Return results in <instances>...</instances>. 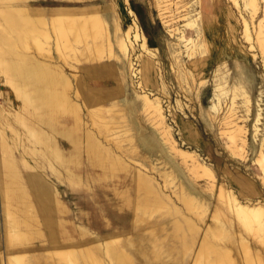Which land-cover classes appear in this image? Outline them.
Wrapping results in <instances>:
<instances>
[{"label": "bare ground", "instance_id": "obj_1", "mask_svg": "<svg viewBox=\"0 0 264 264\" xmlns=\"http://www.w3.org/2000/svg\"><path fill=\"white\" fill-rule=\"evenodd\" d=\"M21 1L24 3L17 6L16 0H5L0 6V69L9 87L7 101L17 109L10 113L16 128L0 131V211L7 247L4 254L0 251V255L3 254L0 264H169L175 253L182 259L192 256V264H233L238 256L232 251L233 244L229 243L233 231L225 227L221 217L226 208L232 209L245 223L254 218L264 231V207L260 201H242L221 184L215 192L217 205L212 221L200 234L198 223L186 212L207 204L192 196L182 184L177 192L174 191L183 205L179 206L175 197L165 190L167 178L161 184L154 173L152 175L137 160L142 154L136 141V134L143 125L141 105L165 144L183 157L191 171L201 169L208 175L212 173L211 167L195 151L179 144L158 96L141 88L149 84V79L143 72V53L139 48L150 51L152 45L139 30L136 20L123 23L114 1L107 8L98 1ZM156 1L161 9L169 11L171 5L178 2ZM234 2L237 4V0ZM244 3L256 14L257 0H244ZM263 19L259 20L256 32V41L262 47ZM246 31L247 39L251 40L248 28ZM29 39L33 40L38 53L24 51L29 47ZM238 45L242 49L239 42ZM202 46L209 48V42L203 45L201 40H196L186 51L192 56ZM175 54L179 63L178 78L196 80L192 68L184 64L182 47H178ZM107 57L118 63L119 72L113 73L115 82L107 81L94 67L96 60ZM75 62L81 64L75 65ZM67 66L72 68V73ZM155 70L151 62V73L156 81ZM219 73L216 86H225L221 79L228 73ZM127 86L133 91L135 101L128 100L126 107L121 104L120 97ZM10 87L13 88L11 95ZM225 90L226 93L232 91L233 98L243 95L246 103H250L249 95L240 84H232ZM127 112L130 121H127ZM231 123L235 124L230 133L233 140L244 127L234 120ZM149 142L154 145L151 140ZM188 159L192 162L189 165ZM257 160L264 171V151L259 153ZM151 169L158 170L155 165ZM118 170L130 173L131 181L122 186L109 185L108 172L114 176ZM170 173L163 172L164 175ZM65 181L77 200L82 196L80 186L83 185L94 189L98 184L103 190H109L110 205L120 212L128 209L134 212L136 229L156 213L172 218L168 216L169 220L165 221L167 217H163V222L157 219L148 234L128 229L125 233L119 226L110 230L96 229L93 223L81 221L80 215L72 212L60 185ZM79 210L89 214L87 208ZM104 218L106 225H111L109 217L104 215ZM120 218L121 215L117 219ZM160 222L163 223L160 229L166 230L163 236L153 227ZM169 224L175 232L172 236L168 233ZM170 236L176 240L174 248L168 243ZM37 237H43L42 245L34 244ZM16 246L22 249H8ZM246 253L247 257L251 256L248 251ZM255 256L257 264H264V254L256 252Z\"/></svg>", "mask_w": 264, "mask_h": 264}, {"label": "rangeland", "instance_id": "obj_2", "mask_svg": "<svg viewBox=\"0 0 264 264\" xmlns=\"http://www.w3.org/2000/svg\"><path fill=\"white\" fill-rule=\"evenodd\" d=\"M4 1L0 0V6ZM37 1L55 2L56 0ZM77 1L92 3L98 1L97 3L102 2L101 4L105 8L114 1L123 23L136 20L140 25L139 30H142L150 39L152 45L149 47L150 51L139 48L143 53L141 58L143 72L149 79V84L141 85V88L152 91L154 95L158 96L164 105L167 122L179 144L191 152L195 151L211 167L212 173L208 175L201 169H198V172L191 171L183 157L175 154L168 144H165L159 131L148 120V112L141 105L140 115L143 125L140 127L142 130L136 134V141L142 154L137 156V160L144 164L152 175L154 173L153 176L161 184H164V178H167L165 190L167 193H171L173 198L175 197L179 206L183 207L174 191L177 192L182 184L192 196L207 204V208L199 207L195 211L188 210L189 213L184 209L186 214L192 216L191 218H194L198 223L200 234L212 221L217 205L215 192L221 184H225L242 201H260L264 207V171L262 164L257 160L259 153L264 151V46H260L256 41V32L263 19L264 0H257L259 9L256 14H253L251 6L245 5L244 0H237V4L234 0H177L176 4L171 5V11L168 8L161 9L156 0ZM23 3L21 0L15 2L17 6ZM166 20L171 22V27L168 26L169 22ZM247 28L250 31L251 40L247 39ZM262 29H264V19ZM196 40H201L203 45L208 41L209 48L202 46L199 53L190 56L186 49L188 50ZM28 46L29 49L24 48L25 52L38 53L33 40L29 39ZM178 47H182L183 58L186 61L184 64L188 69L192 68L196 80L178 78L179 63L175 54ZM38 55L41 56V54ZM103 59L96 60L97 64L94 67L100 76L112 82L115 80L113 73L119 72L118 63L114 58ZM151 62L156 68V81L151 73ZM80 64L81 62H75V65ZM137 65L140 66V63L138 62ZM66 68L69 73H72L71 67L67 66ZM220 70L222 73H219ZM218 73L222 75L228 73L224 79H221L225 86H216ZM239 80L245 86L244 90L250 97V103H246L247 100L241 94L233 98L232 91L226 93L225 88L232 84H239ZM126 89L120 98L121 104L127 107V101H135V96L128 86ZM11 90L13 88L10 87V95L12 94ZM8 93L9 87L0 69V131H5L10 127L16 128L10 113L17 109L8 103ZM136 103L138 102L136 101ZM213 103H217L215 107H212ZM123 106L120 110H123ZM103 112L106 113V109ZM126 117L127 121H130L128 112ZM232 120L244 127L240 134L239 131L238 134L235 132L237 130L234 131L237 136L233 140L230 136L231 130L234 129L232 126L235 125L231 123ZM149 140L154 143L153 146L150 145ZM112 144L114 143L112 142ZM191 163L188 159L187 164ZM154 165L158 170L151 169ZM96 169L101 170L100 168ZM166 170L171 173L164 175L163 172ZM112 175L111 172H108L106 178L111 186L117 184L122 186V184L129 183L132 178L130 173L122 170H118L114 176ZM212 183L214 184L212 185ZM60 185L63 196L67 198L73 208L72 212L80 215L81 221L93 223V227L96 229L110 230L119 226L123 231L128 229L130 232L144 231V234H148L154 221L160 218L159 221L163 222L165 217H167L165 221H168V216L172 218L171 215L156 213L146 223L151 226L148 227L144 223L136 229L134 212L129 209L120 212L113 204L110 205L111 201L107 196V193L110 194L109 190H103L98 184L94 189L83 185L80 186L82 196L80 195L77 200L78 198L73 196L72 188L67 181ZM83 196L84 199H82ZM80 207L87 208L89 214L85 215L80 210L78 211ZM201 208L203 210L199 211ZM103 210L105 211L104 215L109 217L111 224L109 226L106 225L107 220L102 215ZM224 212L221 221L226 223L225 227L227 226L230 231H233V239L229 243L233 244L232 251L236 253V256L238 255L233 264L236 261L238 262L236 264H257L256 252L264 254V231L259 228L254 218H249L250 223H245L244 219L234 213L232 209L226 208ZM119 215L121 218L117 219ZM161 222L153 227L158 228V234L163 236L166 230L160 229L163 226ZM167 229L171 236L174 235L175 232L171 224ZM42 238L34 239V244L42 245ZM170 239L168 243L174 248L177 244L176 240L173 237ZM16 247H8V249H14L13 251L22 249L21 246ZM244 248L251 253V256L247 257V251L245 250V252ZM5 249L7 250L4 241L3 214L0 211V251L4 254ZM236 250H240V252ZM2 255H0V261ZM176 256L177 253L173 254L168 263L192 264L193 262L190 255L186 259H182L179 254L178 257Z\"/></svg>", "mask_w": 264, "mask_h": 264}, {"label": "crops", "instance_id": "obj_3", "mask_svg": "<svg viewBox=\"0 0 264 264\" xmlns=\"http://www.w3.org/2000/svg\"><path fill=\"white\" fill-rule=\"evenodd\" d=\"M240 81V80H239ZM242 87H244V89H245V86L242 84V82L240 81V82H238Z\"/></svg>", "mask_w": 264, "mask_h": 264}]
</instances>
